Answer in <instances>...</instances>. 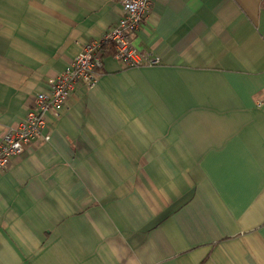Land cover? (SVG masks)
<instances>
[{"label":"crops","instance_id":"obj_1","mask_svg":"<svg viewBox=\"0 0 264 264\" xmlns=\"http://www.w3.org/2000/svg\"><path fill=\"white\" fill-rule=\"evenodd\" d=\"M119 2L0 0V142ZM133 45L0 173V264H264V0H155Z\"/></svg>","mask_w":264,"mask_h":264},{"label":"built area","instance_id":"obj_2","mask_svg":"<svg viewBox=\"0 0 264 264\" xmlns=\"http://www.w3.org/2000/svg\"><path fill=\"white\" fill-rule=\"evenodd\" d=\"M154 2L155 0H120L119 22L100 41L85 44L65 71L47 73L46 92L37 95L25 120L7 131L0 142V173L4 171L9 160L22 155L30 144L40 138L45 142L49 140L48 136H42V132L46 130L48 113L59 117L76 88L91 89L95 86L107 47L122 68L139 67L140 59L133 45V36L143 27Z\"/></svg>","mask_w":264,"mask_h":264},{"label":"trees","instance_id":"obj_3","mask_svg":"<svg viewBox=\"0 0 264 264\" xmlns=\"http://www.w3.org/2000/svg\"><path fill=\"white\" fill-rule=\"evenodd\" d=\"M107 50L105 51V54H104V56H106V54H108V53H110V55L112 54V52L110 51V49L107 47L106 48Z\"/></svg>","mask_w":264,"mask_h":264}]
</instances>
